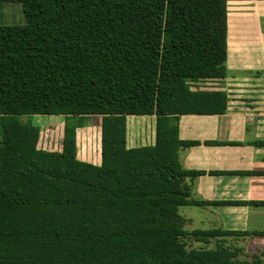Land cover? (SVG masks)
Segmentation results:
<instances>
[{
  "label": "trees",
  "instance_id": "trees-1",
  "mask_svg": "<svg viewBox=\"0 0 264 264\" xmlns=\"http://www.w3.org/2000/svg\"><path fill=\"white\" fill-rule=\"evenodd\" d=\"M0 3L26 18L0 25V264H264L229 246L264 231H187L179 213L264 206L193 199L187 180L204 173L180 162L201 144L180 138V117L228 109L226 92L197 84L229 75V0ZM22 116L64 117L61 151L39 148L41 128ZM128 116L157 117L155 145L127 147ZM93 117L100 165L78 158Z\"/></svg>",
  "mask_w": 264,
  "mask_h": 264
},
{
  "label": "crops",
  "instance_id": "crops-1",
  "mask_svg": "<svg viewBox=\"0 0 264 264\" xmlns=\"http://www.w3.org/2000/svg\"><path fill=\"white\" fill-rule=\"evenodd\" d=\"M256 4L261 12L260 26L256 23L257 19L240 24L241 28H247L244 35L250 41L246 45L238 48L232 46L228 17V77L197 84L209 91L226 92L229 97L227 112L224 115H185L179 119L180 138L201 142L180 152L184 169L204 173L187 180L191 197L195 200L264 201V176L229 174L264 173V0H257ZM18 11L13 3H0V23L7 20V15H16ZM47 117L55 122H63L65 128L64 117ZM99 125L102 129V124ZM156 127V116H128L127 147L134 149L155 145ZM91 130H77L78 158L100 165L101 158L99 162H93L91 153L86 149L84 156L80 157V132L90 136ZM206 142L221 144L208 145ZM192 208L201 209L204 217L210 219L206 222L209 228L203 226L195 230L264 231V206L212 205ZM186 220L187 224L194 223L189 218Z\"/></svg>",
  "mask_w": 264,
  "mask_h": 264
},
{
  "label": "rangeland",
  "instance_id": "rangeland-1",
  "mask_svg": "<svg viewBox=\"0 0 264 264\" xmlns=\"http://www.w3.org/2000/svg\"><path fill=\"white\" fill-rule=\"evenodd\" d=\"M257 0H229V28L231 34V43L232 46L238 48L242 45H246V42H249L245 38L244 32L247 30L246 27L241 28V22L248 24L250 21L253 22L254 19L256 23L260 26L261 23V12L258 10V5L256 4ZM14 7L19 9L18 13L15 15H7V20L4 21L5 25H25L26 19L24 16V8L21 4H14ZM253 19V20H252ZM264 28V21L262 22ZM259 28V27H258ZM264 30V29H263ZM248 40V41H247ZM228 65V63H227ZM41 117V118H39ZM59 117V116H55ZM23 123H30L41 128V138L39 142V148L46 151H61L62 141L64 136L63 131V122H55L53 119L48 118L47 116H22L20 117ZM63 121V120H62ZM59 122V123H58ZM2 119H0V131L2 130ZM101 119L100 118H90L88 124L84 127V130L88 128L91 130V135L87 136L86 133L80 132V151L81 156H84V152H90V157H93V162H99L101 158V145H102V129H100ZM91 126V127H89ZM2 141V136L0 134V143ZM82 159V158H81ZM89 161V160H88ZM179 213L184 218L191 219L194 223L192 225L187 224L185 229L187 231H192L198 228H203L206 226V222L210 219L204 217V212L199 208L192 207H183L180 208ZM203 223V224H202ZM264 241V238H244L240 240L230 239L229 246L232 248H239L242 252L240 258L242 260L252 261L255 259L264 261V244L261 242ZM195 248H199L200 245L193 243ZM215 245H209L208 247H214Z\"/></svg>",
  "mask_w": 264,
  "mask_h": 264
}]
</instances>
